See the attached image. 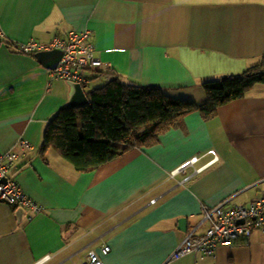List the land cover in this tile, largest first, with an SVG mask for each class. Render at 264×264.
I'll return each instance as SVG.
<instances>
[{"label": "crops", "instance_id": "1", "mask_svg": "<svg viewBox=\"0 0 264 264\" xmlns=\"http://www.w3.org/2000/svg\"><path fill=\"white\" fill-rule=\"evenodd\" d=\"M86 30L105 70L122 82L204 104L203 82L264 58V0H0V152L30 140L10 176L42 206L20 219L18 208L0 202V264H75L91 249L103 264H264L261 230L214 255L171 257L189 232H205L203 205L264 194V83L213 116L190 112L147 144L80 171L54 146L42 150L69 81L15 47ZM99 73L86 72V93L109 82ZM211 149L218 159L195 172L214 158Z\"/></svg>", "mask_w": 264, "mask_h": 264}, {"label": "trees", "instance_id": "2", "mask_svg": "<svg viewBox=\"0 0 264 264\" xmlns=\"http://www.w3.org/2000/svg\"><path fill=\"white\" fill-rule=\"evenodd\" d=\"M95 72L107 75L109 82L87 93V106L64 107L43 134L42 150L54 146L80 171L93 170L136 145L147 144L190 112L215 115L219 106L242 97L254 84L264 83V58L242 74L203 82L204 104L171 97L155 87L124 83L105 69Z\"/></svg>", "mask_w": 264, "mask_h": 264}, {"label": "built area", "instance_id": "3", "mask_svg": "<svg viewBox=\"0 0 264 264\" xmlns=\"http://www.w3.org/2000/svg\"><path fill=\"white\" fill-rule=\"evenodd\" d=\"M89 31H71L67 39L56 38L50 45H40L30 42L23 45L22 51L26 53L41 50L61 49L62 59L59 65L51 70L53 79H64L67 81L88 82V69L94 71L105 69V63L96 54L93 44L89 41ZM21 151L11 149L0 152V202L8 203L16 208L23 207L32 209L35 213L42 211V206L24 193L19 183L10 176L17 168V160L21 158L25 150L33 147L28 139L20 142ZM214 158L201 167L195 168L200 172L206 166L218 159L215 149L209 150ZM200 156H194L185 161L178 169L172 171L176 175L179 170H187L191 163L197 162ZM6 179V181H4ZM203 221L208 226L203 234H196L193 230L187 234L185 239L177 246L172 258L177 259L189 253H202L214 255L221 245L233 246L242 241H247L254 230L264 231V194L253 197L248 204L232 202L229 197L216 206L202 207ZM34 215L30 214L29 219ZM101 252L105 255L111 250L110 245L101 246ZM101 255L91 249L87 256L75 264H103Z\"/></svg>", "mask_w": 264, "mask_h": 264}, {"label": "water", "instance_id": "4", "mask_svg": "<svg viewBox=\"0 0 264 264\" xmlns=\"http://www.w3.org/2000/svg\"><path fill=\"white\" fill-rule=\"evenodd\" d=\"M37 59L49 69H55L63 56V51L61 49L52 50H41L35 53ZM71 85V92L68 102L66 103V108H82L90 103V100L85 91V86L80 82L69 81ZM6 181V179H4ZM18 216L21 219V215L25 213V208H18Z\"/></svg>", "mask_w": 264, "mask_h": 264}, {"label": "rangeland", "instance_id": "5", "mask_svg": "<svg viewBox=\"0 0 264 264\" xmlns=\"http://www.w3.org/2000/svg\"><path fill=\"white\" fill-rule=\"evenodd\" d=\"M63 81H64V83L67 84V81H65V80H63ZM262 87H264V84H262ZM215 151H216V150H215ZM179 171H181V170H179ZM179 171H178V172H179Z\"/></svg>", "mask_w": 264, "mask_h": 264}, {"label": "clouds", "instance_id": "6", "mask_svg": "<svg viewBox=\"0 0 264 264\" xmlns=\"http://www.w3.org/2000/svg\"><path fill=\"white\" fill-rule=\"evenodd\" d=\"M185 171V170H184Z\"/></svg>", "mask_w": 264, "mask_h": 264}]
</instances>
